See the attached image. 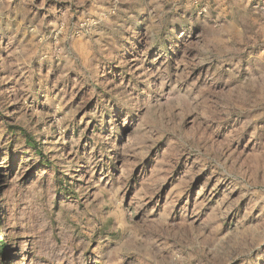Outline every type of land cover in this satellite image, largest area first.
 Returning a JSON list of instances; mask_svg holds the SVG:
<instances>
[{
    "label": "rangeland",
    "instance_id": "374dc122",
    "mask_svg": "<svg viewBox=\"0 0 264 264\" xmlns=\"http://www.w3.org/2000/svg\"><path fill=\"white\" fill-rule=\"evenodd\" d=\"M2 237L0 264H264V0H0Z\"/></svg>",
    "mask_w": 264,
    "mask_h": 264
},
{
    "label": "trees",
    "instance_id": "16d2710c",
    "mask_svg": "<svg viewBox=\"0 0 264 264\" xmlns=\"http://www.w3.org/2000/svg\"><path fill=\"white\" fill-rule=\"evenodd\" d=\"M1 236H3V235H1ZM0 243L2 245V248L4 249L6 247L5 238L4 237H2V239H0Z\"/></svg>",
    "mask_w": 264,
    "mask_h": 264
}]
</instances>
